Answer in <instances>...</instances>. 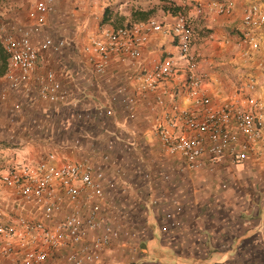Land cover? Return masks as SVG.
<instances>
[{
  "label": "built area",
  "instance_id": "1",
  "mask_svg": "<svg viewBox=\"0 0 264 264\" xmlns=\"http://www.w3.org/2000/svg\"><path fill=\"white\" fill-rule=\"evenodd\" d=\"M168 1L180 8L171 20L153 16L102 28L91 37L81 48L91 71L104 74L112 56L141 62L128 86L119 87L112 99L119 94L128 117L134 116L140 99L156 108L150 132L161 153L180 159V168L195 170L205 162L237 164L260 156L264 151L260 85L251 72L242 71L231 87L216 93L212 60L198 46L205 39L197 35L194 19L229 17L238 9L237 51L230 61L239 69L261 55L256 66L263 69L264 2ZM54 2L31 0L30 23L1 37L7 67L0 98L6 90L20 89L25 95L35 91L51 103L66 102L68 91L54 70L35 73L39 51L59 52L69 44L65 37L50 35L42 36L37 45L32 41ZM221 40L225 47L228 38ZM151 53L159 56L149 63L141 61ZM111 112V108L106 111ZM138 172L150 177L144 167ZM113 186L102 161L65 159L57 151L37 158L8 155L0 166V264H102L103 251L120 235L103 213L102 201Z\"/></svg>",
  "mask_w": 264,
  "mask_h": 264
},
{
  "label": "crops",
  "instance_id": "2",
  "mask_svg": "<svg viewBox=\"0 0 264 264\" xmlns=\"http://www.w3.org/2000/svg\"><path fill=\"white\" fill-rule=\"evenodd\" d=\"M18 1L7 13L0 7L1 29L30 22L25 12L20 13ZM159 2L55 0L32 41L37 45L42 36L50 35L65 37L69 44L59 52L39 51L35 73L54 70L68 91L67 100L55 104L35 91L25 95L20 89L6 90L0 98V141L5 143L1 152L37 158L49 135L65 159L104 163L114 186L102 201L103 213L120 235L103 251V264H264V151L242 163L180 168L177 156L155 147L150 124L156 108L140 99L134 116L128 117L119 94L112 99L119 87L128 86L141 62L112 56L105 73L96 75L81 51L100 29L114 27L115 19L124 24L138 20L137 11L154 13ZM106 7L115 16L113 22H102ZM238 14L236 9L229 17L202 18L198 27L209 28L215 48L222 51L221 39L234 36ZM157 56L151 53L141 61L149 63ZM3 74L0 71V88L6 86ZM259 93L264 101V82ZM16 103L21 108L13 112ZM139 167L147 169L148 179Z\"/></svg>",
  "mask_w": 264,
  "mask_h": 264
},
{
  "label": "rangeland",
  "instance_id": "3",
  "mask_svg": "<svg viewBox=\"0 0 264 264\" xmlns=\"http://www.w3.org/2000/svg\"><path fill=\"white\" fill-rule=\"evenodd\" d=\"M262 1L264 2V0H262ZM15 2H16V0H0V7L1 8L6 7L7 10H4V11H6V13H7L10 11L9 10L10 5H15ZM17 3L20 4L18 6L20 13L25 12L26 20L28 23L27 11H28V8L30 6V0H25V1L19 0ZM10 9H12V8H10ZM156 15L161 19L164 18L166 20H171L172 13L158 11L156 13ZM109 16L112 18L115 17L114 15H112V11H111V13H109ZM0 18L4 19V15L0 14ZM234 19H235V21H237L236 22V26H237L239 19H238V17H235ZM7 21L8 20H6V22ZM115 21H116V26L124 25V23H121V21L118 18H117V20L115 19ZM202 22L204 23V21L201 17L195 16V19H194L195 31L199 37H202V38L204 37L203 39H205L204 41H202V39H201V41L198 42V46L202 49V51L209 53V57L211 58L212 65H213L212 66L213 77L214 78L216 77V79L212 80V89H214V91L217 93V92L221 91L220 89H225L229 86L231 87L232 84L235 82V79L237 78V74L242 72V71H243L242 73L251 72L256 77L258 85H260V87H261L263 85V82H264V68L262 69V67L256 66V62L258 60H262V56L260 55L256 58H254L253 61L247 62L246 65H242L239 69H236V64L234 63V61L233 60H231L232 62L230 61L232 56L237 51V45H236V36H237L236 34L237 33H236V31L234 30L235 31V33H233L234 36H232L231 34L227 35V38H228L227 45L221 51L218 49V47H220V46H216V48H215L216 43H213L212 39H210V35H209V33H207V31H209L210 29L206 28V26L198 27V23H202ZM25 25H27V24H25ZM236 26H235V28H236ZM40 28L41 27L38 28V31L40 30ZM9 30H14V28L13 29L8 28V27L7 28L4 27L3 29L0 28V39ZM38 33H41V31H39ZM37 37L39 38L40 35L38 34ZM211 53H213V54H211ZM217 54H219V55H217ZM263 67H264V65H263ZM223 87H225V88H223ZM153 138H154V136L152 135V139ZM155 147L158 148L156 141H155ZM153 148H154V145H153ZM47 151H51V150L47 149L46 152ZM54 151H57L58 154L61 155V152L59 151L58 147H56L54 149ZM21 155H24L26 158H32L33 157L30 153H24ZM7 157H8V154H2V158L0 160V166Z\"/></svg>",
  "mask_w": 264,
  "mask_h": 264
},
{
  "label": "trees",
  "instance_id": "4",
  "mask_svg": "<svg viewBox=\"0 0 264 264\" xmlns=\"http://www.w3.org/2000/svg\"><path fill=\"white\" fill-rule=\"evenodd\" d=\"M161 1L162 2H159V4H158V6H160L159 9H154V13H151V11H143V10L137 11L138 12V14H137L138 20H146V19H148L150 17H153V16L158 17L156 15V13L158 12L157 10H161L163 12L172 13V14H176L180 10V8L178 6H173L172 3L170 1H168V0H161ZM109 13H110L109 7H106L105 10H104V15H103V18H102V22H105V21H107V20L112 18V17L109 16ZM147 13H149L151 15L148 16ZM111 20H112V22L114 21L113 18ZM136 20H134V21H136ZM131 22L132 21L127 22L126 25L131 23ZM114 27H117V26L115 25ZM6 67H7V56H6V53L4 51V48H3V45H2V42H1V39H0V71L1 72L4 71V73H5ZM11 108H12L13 112H18L20 110L21 106H20L19 103H16ZM51 139L52 138L48 135V139H47V144L48 145L44 149V152L41 155H44L47 149L48 150L50 149L51 151H54V149L57 147V146H55V145H53L51 143ZM4 144H5L4 140L0 141V149H4L5 148ZM1 158H2V154H0V160H1Z\"/></svg>",
  "mask_w": 264,
  "mask_h": 264
}]
</instances>
